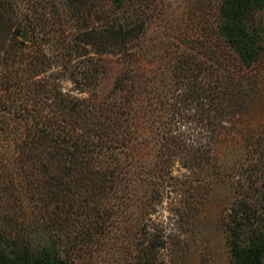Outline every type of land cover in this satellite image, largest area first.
<instances>
[{"label": "trees", "instance_id": "trees-1", "mask_svg": "<svg viewBox=\"0 0 264 264\" xmlns=\"http://www.w3.org/2000/svg\"><path fill=\"white\" fill-rule=\"evenodd\" d=\"M263 7L216 5L213 34L246 68L262 61ZM162 10L157 0H0V264H75L111 249L125 264H180L178 238L152 216L157 205L166 195L173 217L194 220L197 195L226 183L229 264H264V131L239 128L246 86L204 42L173 52L169 75L140 74L147 24ZM24 23L32 48L18 37ZM107 55L122 66L100 98ZM62 78L93 92L76 96ZM149 119L161 139L143 197L133 155ZM226 151L236 153L231 163L219 159ZM177 160L183 178L171 174Z\"/></svg>", "mask_w": 264, "mask_h": 264}, {"label": "rangeland", "instance_id": "rangeland-1", "mask_svg": "<svg viewBox=\"0 0 264 264\" xmlns=\"http://www.w3.org/2000/svg\"><path fill=\"white\" fill-rule=\"evenodd\" d=\"M157 1L162 5L163 10L147 24L138 57V72L145 75L151 69L154 71L162 70V74L167 76L170 74V64L174 59L173 56L171 57L173 52L198 42H204L216 50L212 56L214 59L218 57L219 50H221L224 61L228 62L231 70H235L242 84L246 86V89L240 87L241 90L247 92L248 96L240 118L239 128L246 135L250 132L252 135H256L260 130L264 131V7L255 14L256 21L262 28V61L255 68H246L238 62L232 50L213 34L218 0H205L207 3L205 9H202L198 0ZM24 26L27 24L24 23L18 35L21 40ZM204 32L212 34L205 38L202 37ZM27 34V40L22 41L32 48L35 40L33 41V32L28 26ZM105 62L106 71L101 75L94 93L100 98L106 96L111 90L115 74L122 66L113 55H107ZM61 85L65 91H70L79 97H88L93 92L89 91L88 88L79 92L68 78H62ZM136 107L142 114L144 108L140 100L136 102ZM138 132L139 137L133 155L135 170L139 171L141 177L138 180L137 193L139 196L147 197L151 189L149 171L153 165L161 138L159 129L156 128L151 119L141 122ZM3 151L9 160H14L16 154L12 146H7ZM233 153L234 151H229L224 156L220 155L219 159L231 163L236 159V153ZM187 173L184 168H180L177 160L171 174L183 178L182 175ZM169 190L167 188L164 192H169ZM203 192L205 195L202 193L197 195V200H199L197 219L189 218L188 221L182 220L183 222H180L178 217H173L170 207L174 205L166 195H164L163 202L157 205V211L152 216L168 222L169 227H171L168 232H172L176 235L175 238H178V250L182 254L180 264H229V248L225 240L226 233L224 232L222 217L233 198V186L228 183L211 185L207 188V192ZM170 196L173 198L176 194L171 193ZM173 221L174 226L171 224ZM124 257L125 254H119L116 250L111 249L107 253L100 252L99 256L94 259H89L86 256L79 258L75 264H125Z\"/></svg>", "mask_w": 264, "mask_h": 264}, {"label": "water", "instance_id": "water-1", "mask_svg": "<svg viewBox=\"0 0 264 264\" xmlns=\"http://www.w3.org/2000/svg\"><path fill=\"white\" fill-rule=\"evenodd\" d=\"M21 38H22V40H27V38H28L27 26H24V28L22 30Z\"/></svg>", "mask_w": 264, "mask_h": 264}]
</instances>
